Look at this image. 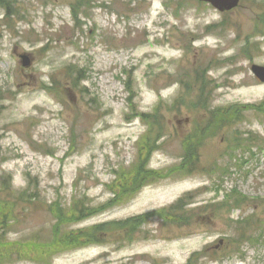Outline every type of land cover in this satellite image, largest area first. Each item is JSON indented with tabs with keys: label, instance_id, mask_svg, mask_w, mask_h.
Instances as JSON below:
<instances>
[{
	"label": "rangeland",
	"instance_id": "obj_1",
	"mask_svg": "<svg viewBox=\"0 0 264 264\" xmlns=\"http://www.w3.org/2000/svg\"><path fill=\"white\" fill-rule=\"evenodd\" d=\"M8 4L0 224L17 251L0 247L11 255L0 264H264V83L251 70L264 65V0L226 12L197 0ZM188 144L197 168L173 173ZM142 161L160 176L135 178ZM188 192L183 211L166 210Z\"/></svg>",
	"mask_w": 264,
	"mask_h": 264
},
{
	"label": "trees",
	"instance_id": "obj_2",
	"mask_svg": "<svg viewBox=\"0 0 264 264\" xmlns=\"http://www.w3.org/2000/svg\"><path fill=\"white\" fill-rule=\"evenodd\" d=\"M0 4L2 5V6H5L6 7V9H7V12H8V15H10L11 14V7H10V5L8 4V0H0ZM129 82H128V84H127V86L130 84V81H131V76H129ZM202 78H200L198 81H201L202 82ZM182 83H185V81L184 80H182L181 81ZM186 84L187 83H185L184 85H183V88H184V92L186 93L187 92V90H186V88H188L189 90H190V87H189V85H187L186 86ZM203 88H204V86H202L201 87V92L202 93H204V91H203ZM130 90L132 91V93H131V91H130V95L132 94V96H131V100H135L136 99V97H137V94L135 93V91H134V88H133V85H130ZM262 106L263 107H259L260 109H263L264 110V103L262 104ZM150 116V121H149V124H151L150 125V130H152L153 129V124H155V123H153V122H155V121H153L154 120V118H156L157 116H158V111L156 112V113H152V114H150L149 115ZM223 116V115H222ZM156 124L157 125H159L160 126V121H159V119H156ZM225 123V120L224 119H222L221 121H220V123ZM209 123H208V129H209ZM219 126V125H218ZM205 134H206V131H205V129H204V131L201 133V134H198V133H193V134H188V138H190V139H192L193 141H198V140H200V139H202L203 138V136H205ZM249 134V133H248ZM240 135V134H239ZM241 140H243V141H246V140H251L252 141V139H253V137H248L247 136V138H241V137H239ZM239 140V139H238ZM144 147H143V152H144V150H148V148L151 146V145H153V143L150 141V139H147V138H144ZM155 144V143H154ZM195 147L193 146V145H191V144H188L187 146H186V151H185V156H186V158H185V160H183L181 163H182V167L183 168H177V169H173V173H178V172H180V171H183V170H185V169H189V170H194V169H196L197 168V166H198V164H197V160H194V159H192V157L195 155ZM147 161H148V159H147ZM143 163H144V161H142V162H140V163H138V164H136L135 165V167L133 168V174L135 175V178H137V177H139L140 175H142V174H145L146 175V177H152V179L151 180H154V179H156L157 177H159L160 175H158V176H154V171H152V170H150V169H147L144 165H143ZM178 169H180L179 171H178ZM117 178H118V183H115V185L116 186H119L121 189H123L124 191H123V193H126L127 191H125L126 190V186H125V184H124V182H123V175H121L120 173H118V176H117ZM120 181H121V183H120ZM2 184V183H1ZM3 186V185H2ZM1 186V187H2ZM28 193V191H26V190H24V191H22L18 196H17V199L18 200H20L21 198H24V197H29V196H26V194ZM191 196V194L188 192V193H186V195L185 196H183V197H180L176 202H174L173 204H171L166 210H168V212L170 213V212H172V213H175V214H177V213H179L180 211H183L185 208H186V206L187 205H189L190 204V202L192 201L191 199H192V197H191V199H189V197ZM35 197V196H34ZM34 197H32L31 199H29L28 201L29 202H32L33 200H34ZM240 198L241 197H238L237 199H236V202L237 203H239L240 202ZM186 199H188V201H186ZM1 208H5V206L4 205H0V209ZM0 213H2V214H4L5 216H9V212H7V211H1ZM175 214H172V215H174L175 216ZM0 226H2L1 228H0V247L2 248V250L3 251H17V250H9L8 248H7V246H11V243L8 241V238H7V230H8V227L10 226V222H9V220L8 219H5V221L4 222H2L1 224H0ZM56 229H57V227H56ZM65 236H68V238H69V240H72L73 242H76V237H78V236H74V234H73V231H68L66 234H65ZM71 241V242H72ZM0 256H2V257H10L11 255H10V253H6V252H0ZM188 264H190V262L188 263Z\"/></svg>",
	"mask_w": 264,
	"mask_h": 264
},
{
	"label": "water",
	"instance_id": "obj_3",
	"mask_svg": "<svg viewBox=\"0 0 264 264\" xmlns=\"http://www.w3.org/2000/svg\"><path fill=\"white\" fill-rule=\"evenodd\" d=\"M211 2L214 6L218 7L220 10H231L239 4L240 0H202ZM22 63L24 66L31 65V58L28 54H22ZM252 71L254 74L264 82V66L259 64H254L252 66Z\"/></svg>",
	"mask_w": 264,
	"mask_h": 264
}]
</instances>
